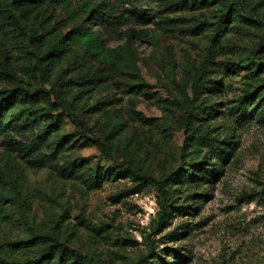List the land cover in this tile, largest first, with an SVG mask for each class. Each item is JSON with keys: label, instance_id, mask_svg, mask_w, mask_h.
Here are the masks:
<instances>
[{"label": "rangeland", "instance_id": "1", "mask_svg": "<svg viewBox=\"0 0 264 264\" xmlns=\"http://www.w3.org/2000/svg\"><path fill=\"white\" fill-rule=\"evenodd\" d=\"M16 1L0 0V93L43 98L18 101L3 121L0 258L264 264V0H105L116 23L93 25L99 52L83 32L103 0H58L48 24L72 53L52 83L38 64L46 26L13 22ZM129 46L136 59L111 58ZM85 76L95 85L74 103L69 85L81 90ZM253 89L263 99L243 119L235 108ZM229 136L222 157L214 150ZM200 163L210 177L163 186ZM161 187L180 207L163 226ZM13 243L24 249L8 255Z\"/></svg>", "mask_w": 264, "mask_h": 264}, {"label": "trees", "instance_id": "2", "mask_svg": "<svg viewBox=\"0 0 264 264\" xmlns=\"http://www.w3.org/2000/svg\"><path fill=\"white\" fill-rule=\"evenodd\" d=\"M57 2L58 0L16 1L14 4L15 6L13 13H10L9 15V17L13 19V22L20 23L21 20L23 21L35 17L37 20L41 21L43 25L46 26L47 31L45 36L37 40L36 42L39 48L45 49L41 50V56L38 59V64L41 66L45 79H47L49 83L55 82L57 80V74L59 75V78L62 77L63 63L68 59L69 53H72V50L69 49L72 38L56 33L48 24L49 13L55 9ZM115 11L116 10L113 6H110L105 2V0H103L92 12L93 14L89 13L87 18L85 19L86 25L88 27L83 32V34L86 35V47L88 50L99 52L104 48V40L101 37L102 35L99 31L93 29V25H95L96 23L98 26L109 25L112 27L116 23L114 21ZM16 12L19 15H17ZM139 17H143V15L140 14ZM75 33H79V30H77V32ZM130 38H132V36ZM109 53L111 58L117 62H125L137 58V55L131 46H129L125 50H113ZM96 72L99 73V76L102 75V77L105 74V71L102 69H96ZM84 78L87 80H85L83 84H76L77 86L81 85V90L75 89L74 86L71 87L69 85L70 93L71 95H74L75 98L73 100L74 103L80 101L82 99L81 94L83 93V95L85 96L87 93H89L88 89L92 88L95 85L96 80L93 81L94 79H92L91 83H89V78L87 76H85ZM198 78L200 79V77ZM85 88H87V90ZM79 91L82 92L80 93ZM57 94H55V98ZM39 97L43 98L40 92H36V90L34 89L24 87H17L10 92L0 93V133L4 125L3 121L6 114L11 110L12 107H14V105L18 101L33 100ZM260 97L263 99L262 93L257 89L249 91L236 106L235 113L243 119H249V117L253 116V114L255 113L254 106L257 107V105H259L256 104V100ZM47 99L49 100L50 96H48ZM57 99L60 101V98ZM83 103V106H85L86 102ZM91 109L92 108L90 107L88 108V110ZM22 117L25 119V121H28L26 115L23 114ZM94 141L96 144H98L105 157L111 159L110 147H108L100 139H96ZM233 141V136H229L225 140L226 143L222 146L223 148H216L214 151L217 152L223 149L222 157H231ZM192 143H194V141L191 140L190 145H193ZM212 173V171H205L203 169V164L200 163L196 165V167L192 170L170 176L163 186L168 187L169 189H173L177 185H181L185 182L194 183L199 178H204L207 176L210 177ZM159 191L162 195L161 202L159 204L161 210L158 213L159 224L160 226H163L169 221V219L175 214L176 211L180 210V207L176 206L175 197L172 192L166 191L164 187H161ZM23 249L24 248L17 243L8 244L6 253L8 255H17L21 253ZM35 261L36 260L27 259L24 262H19L16 260H8L7 258H0V264H40V262ZM152 264L172 263L165 260L162 256H159L152 261Z\"/></svg>", "mask_w": 264, "mask_h": 264}]
</instances>
